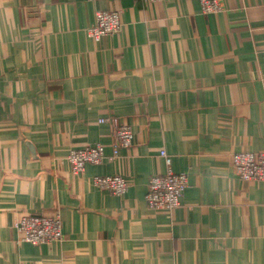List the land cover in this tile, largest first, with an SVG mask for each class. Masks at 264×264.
<instances>
[{"label":"crops","instance_id":"1","mask_svg":"<svg viewBox=\"0 0 264 264\" xmlns=\"http://www.w3.org/2000/svg\"><path fill=\"white\" fill-rule=\"evenodd\" d=\"M0 0V264H264V182L234 153H264V0ZM98 11L117 34L92 40ZM116 160L74 176L71 150ZM188 185L173 212L145 202L167 166ZM120 175L121 197L91 179ZM62 220L61 242H19L24 215Z\"/></svg>","mask_w":264,"mask_h":264},{"label":"built area","instance_id":"2","mask_svg":"<svg viewBox=\"0 0 264 264\" xmlns=\"http://www.w3.org/2000/svg\"><path fill=\"white\" fill-rule=\"evenodd\" d=\"M151 4L165 0H141ZM201 13L213 15L223 8L221 0H199ZM121 27L119 11H98L95 13L93 24L86 30L88 36L99 41L103 36H112L119 32ZM108 123L113 131V150L111 156H106L101 146H86L71 150L66 160L74 176H81L86 165H102L114 161L121 149H129L133 144V133L129 126L117 118L101 120ZM160 156L165 159L166 172L154 174L148 180L145 202L150 209L173 212L180 207V199L188 185L186 174L174 173L170 168V160L164 152ZM230 165L239 180L242 182H264V153L240 152L232 154ZM94 187L108 192L115 197L123 196L128 188V181L120 175H101L91 179ZM19 242L32 245H44L61 242L63 239L62 220L59 214L52 217L24 215L14 224Z\"/></svg>","mask_w":264,"mask_h":264}]
</instances>
